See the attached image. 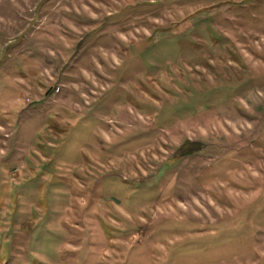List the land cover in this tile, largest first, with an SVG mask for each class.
I'll list each match as a JSON object with an SVG mask.
<instances>
[{
  "label": "rangeland",
  "instance_id": "374dc122",
  "mask_svg": "<svg viewBox=\"0 0 264 264\" xmlns=\"http://www.w3.org/2000/svg\"><path fill=\"white\" fill-rule=\"evenodd\" d=\"M0 264H264V0H0Z\"/></svg>",
  "mask_w": 264,
  "mask_h": 264
},
{
  "label": "built area",
  "instance_id": "2783aa9c",
  "mask_svg": "<svg viewBox=\"0 0 264 264\" xmlns=\"http://www.w3.org/2000/svg\"><path fill=\"white\" fill-rule=\"evenodd\" d=\"M60 90H61V89H60V88H58V89H57V93H60Z\"/></svg>",
  "mask_w": 264,
  "mask_h": 264
}]
</instances>
